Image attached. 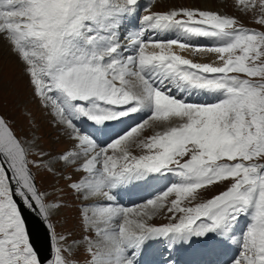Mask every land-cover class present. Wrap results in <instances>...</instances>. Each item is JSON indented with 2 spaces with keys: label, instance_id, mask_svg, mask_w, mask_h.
<instances>
[{
  "label": "snow or ice",
  "instance_id": "obj_1",
  "mask_svg": "<svg viewBox=\"0 0 264 264\" xmlns=\"http://www.w3.org/2000/svg\"><path fill=\"white\" fill-rule=\"evenodd\" d=\"M139 2L0 0V43L22 66L39 108L72 141L53 162L38 140L18 135L0 115V264H44L26 209L41 218L54 241L47 264H80L75 257L81 254L84 264H136L133 249L149 238L230 234L241 216L250 223L233 237L241 247L233 264H264V0H235L258 28L218 11L153 10L160 6L152 0L141 28L121 40V27ZM170 30L214 43L145 39L148 32ZM180 53L214 59L196 62ZM173 88L218 99L187 103L170 95ZM142 110L153 114L106 148L71 118L102 125ZM149 129L158 131L145 136ZM133 145L142 154L133 155ZM34 170L53 177L60 172L77 199L92 201L82 209L86 230L79 238L57 233L51 217L63 204L49 205ZM162 170L179 183L144 205L114 204L111 191L119 183ZM165 209L176 222H148Z\"/></svg>",
  "mask_w": 264,
  "mask_h": 264
},
{
  "label": "rangeland",
  "instance_id": "obj_2",
  "mask_svg": "<svg viewBox=\"0 0 264 264\" xmlns=\"http://www.w3.org/2000/svg\"><path fill=\"white\" fill-rule=\"evenodd\" d=\"M203 1L204 0H156V4L159 5L160 8H154L153 10H171L174 8L188 7L202 10L218 11L221 14L237 16L247 27H259L254 23L253 17H246L241 15V13L235 7V0H206L208 1L206 4H204ZM139 26L141 27V21L139 22ZM158 34L161 35L160 32H158ZM3 44L4 43H0V113L5 118L12 121L13 128L17 130L18 135L27 136L29 138V141L33 139L38 140L39 147L42 148L46 153L51 154L53 162H55V160L59 159V153L67 149L68 146H71L72 141H70L71 139L63 130V128L55 124V121L49 115L48 111L39 108L37 101H35V99L32 97L31 88L28 85L27 77L23 74L22 66L18 63L16 57L11 53L8 46L4 48ZM199 58L200 56H195L194 61L199 62ZM199 93L200 92H197L196 98L193 99L195 101L202 102L204 101V98L201 99V97H198ZM175 97L184 100L178 95H175ZM212 99L216 100L218 99V97L214 96ZM141 112L143 116V114H145V111ZM81 118L82 116L78 118V116L75 114L73 115V122L78 124L76 120ZM128 126L129 125L126 126L124 132L127 130ZM121 131L118 132V134L122 133ZM155 131L158 130L149 129L144 133V135L147 136L154 134ZM92 133L99 136L100 139L99 132L93 131ZM131 151L133 155L142 154L141 150L135 145L132 146ZM56 167H59V165H56ZM35 174L38 175L39 173L35 172ZM40 174V185L43 186L45 184H50L47 185V187H45L44 189L48 193V202L50 205L54 200L59 203L74 201V205L77 204V198H75V194L71 193L68 190L67 181L61 179L60 172L56 173L55 179H52L46 173L42 174L40 172ZM68 174H70V170L63 175L66 176ZM172 175L174 176L173 179H177V176L174 173H172ZM160 184L162 183L160 182ZM174 185H177V183H175ZM140 189L143 190V187H141ZM140 189L130 191L129 193L139 191ZM44 190L43 192H45ZM113 190L114 189H112V192L115 195V193L117 192ZM207 195H211V193H207ZM173 198L174 197H169L166 203L170 205V201ZM88 203H91V201L80 200V211H75V208L73 210H70V204L65 205L66 203H64L62 209H58V214L52 215L51 217L52 223L55 225L57 233L67 234L71 232L75 235V237H80L81 235H83L84 230H86V222L82 220V209ZM169 215L170 214L167 213L166 209L158 212L155 216L152 217L154 219V224L159 226L164 223L176 222L171 221L169 219ZM82 225H84V227H82ZM169 236L171 237L172 235ZM147 242L149 244L153 241H151V238H149L143 242L142 246L146 247ZM151 250L153 253L155 250L154 244L151 245ZM206 251H208L207 247ZM191 259H194V257L188 259L189 263L191 262ZM75 260H78L80 264H84L83 258L75 257ZM201 262L202 260L200 259H197L195 261V263L197 264H202ZM203 262L210 264V260H203Z\"/></svg>",
  "mask_w": 264,
  "mask_h": 264
},
{
  "label": "bare ground",
  "instance_id": "obj_3",
  "mask_svg": "<svg viewBox=\"0 0 264 264\" xmlns=\"http://www.w3.org/2000/svg\"><path fill=\"white\" fill-rule=\"evenodd\" d=\"M204 4H206L208 1L204 0L203 1ZM168 32H172V30L170 31H166V32H160L161 35L160 38L162 36H165ZM162 39V38H161ZM214 43V41L212 40H209V39H205V44L207 46H212ZM7 45L6 44H3V47L5 48ZM179 51V50H177ZM182 55H185L187 58H189L187 56L186 53H180ZM193 57V56H192ZM214 59V57L210 56V55H201L200 58H199V62H212V60ZM199 92V91H191L189 92L188 90H184L183 93H184V98H191V99H195L196 98V93ZM198 97H201V99L204 98V101L205 100H210L212 99L214 96L211 95V94H207V93H199V96ZM201 102V101H200ZM146 113L148 110H144ZM87 117H83L81 119H78L76 120L77 123H80L82 125H84V127L87 129V126L85 124V119ZM120 118V117H119ZM142 118V112L141 111H138V112H135V113H130L129 115H126V116H122L121 117V120L119 122H117L118 125H115L114 123H112L111 121L114 120H108L105 124H97L96 125V128L94 129V132H99L100 134V139L101 140H105L106 138H109L111 135H115L116 133L120 132L122 130V128L124 127L126 129V126L129 125V124H134L136 123V121L138 119ZM128 129V127H127ZM158 130V129H156ZM113 132H115V134H113ZM141 188V187H140ZM139 188V189H140ZM114 191V190H113ZM117 199H116V203L117 204H120L121 205H124V206H132L134 208V206L142 201L143 199H148L150 198L152 195H146V193H144V191L142 189H140L139 191H136V192H131L128 194L126 193H115ZM121 200V201H120ZM58 214V211H55L53 215H57ZM150 224H154V219L152 218L151 220L148 221ZM155 225V224H154ZM158 237L156 238H151V241H154L156 240ZM182 243H180L178 245V247L181 246ZM204 243H201V244H198V245H195L192 243V245L190 246V253L192 254L190 258L194 257L193 255V252L197 249V248H200L203 246ZM143 246H141L142 248ZM145 247H143L142 249H144ZM193 259H191L192 261ZM141 264H160L159 261H156V260H153L149 263H141Z\"/></svg>",
  "mask_w": 264,
  "mask_h": 264
},
{
  "label": "water",
  "instance_id": "obj_4",
  "mask_svg": "<svg viewBox=\"0 0 264 264\" xmlns=\"http://www.w3.org/2000/svg\"><path fill=\"white\" fill-rule=\"evenodd\" d=\"M26 211H27V209H26Z\"/></svg>",
  "mask_w": 264,
  "mask_h": 264
}]
</instances>
